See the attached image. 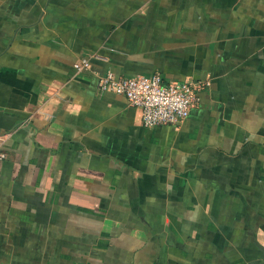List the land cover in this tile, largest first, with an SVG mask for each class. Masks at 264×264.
<instances>
[{"label":"crops","instance_id":"obj_1","mask_svg":"<svg viewBox=\"0 0 264 264\" xmlns=\"http://www.w3.org/2000/svg\"><path fill=\"white\" fill-rule=\"evenodd\" d=\"M108 71L198 101L146 128ZM0 147V264H264V0H0Z\"/></svg>","mask_w":264,"mask_h":264},{"label":"built area","instance_id":"obj_2","mask_svg":"<svg viewBox=\"0 0 264 264\" xmlns=\"http://www.w3.org/2000/svg\"><path fill=\"white\" fill-rule=\"evenodd\" d=\"M91 68L89 58L73 66L77 75ZM98 77L100 93L111 92L124 96L130 105L141 108L142 124L146 128L180 124L189 117L198 101L200 86L188 80L166 84L159 74L120 77L111 71ZM6 158V152L0 147V162Z\"/></svg>","mask_w":264,"mask_h":264}]
</instances>
